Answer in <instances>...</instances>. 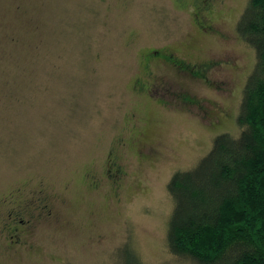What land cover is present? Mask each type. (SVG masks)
Returning <instances> with one entry per match:
<instances>
[{
    "label": "rangeland",
    "instance_id": "1",
    "mask_svg": "<svg viewBox=\"0 0 264 264\" xmlns=\"http://www.w3.org/2000/svg\"><path fill=\"white\" fill-rule=\"evenodd\" d=\"M200 1L0 0V264H194L166 245V183L238 132L255 61L248 0H208L210 33Z\"/></svg>",
    "mask_w": 264,
    "mask_h": 264
},
{
    "label": "trees",
    "instance_id": "2",
    "mask_svg": "<svg viewBox=\"0 0 264 264\" xmlns=\"http://www.w3.org/2000/svg\"><path fill=\"white\" fill-rule=\"evenodd\" d=\"M254 49L235 117L209 149L166 183V245L194 264H264V0H248L235 25ZM133 264H143L134 257Z\"/></svg>",
    "mask_w": 264,
    "mask_h": 264
},
{
    "label": "flooded vegetation",
    "instance_id": "3",
    "mask_svg": "<svg viewBox=\"0 0 264 264\" xmlns=\"http://www.w3.org/2000/svg\"><path fill=\"white\" fill-rule=\"evenodd\" d=\"M210 1H200V4H197V19L200 16V19L198 21L195 20V22L199 23V26H201V29H205L207 32H213L216 31L214 27H212L209 24H206L204 27V17L206 16V13L211 11V4H209ZM197 23V24H198ZM209 30V31H208ZM144 59L146 61L145 66L149 67L150 62H153V64L157 67L165 65L172 69H174L177 72L181 73H189L190 77H193L195 79H202L205 72L212 67V61H201L196 63H190L185 61L184 59L179 58L178 56L174 55L172 52H166L164 49H149L144 56ZM143 84V83H141ZM143 87V85H141ZM147 87V86H146ZM184 102L189 105H195L197 102L196 98H186L184 99ZM15 235V234H14Z\"/></svg>",
    "mask_w": 264,
    "mask_h": 264
}]
</instances>
